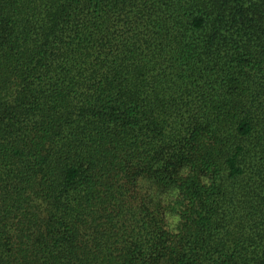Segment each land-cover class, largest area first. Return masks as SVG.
Segmentation results:
<instances>
[{"label": "trees", "instance_id": "trees-1", "mask_svg": "<svg viewBox=\"0 0 264 264\" xmlns=\"http://www.w3.org/2000/svg\"><path fill=\"white\" fill-rule=\"evenodd\" d=\"M0 264H264V0H0Z\"/></svg>", "mask_w": 264, "mask_h": 264}]
</instances>
